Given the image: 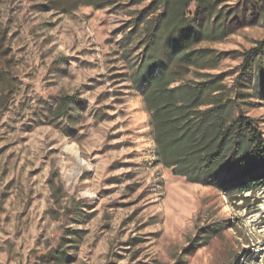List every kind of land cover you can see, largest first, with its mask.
I'll return each instance as SVG.
<instances>
[{"label": "rangeland", "instance_id": "rangeland-1", "mask_svg": "<svg viewBox=\"0 0 264 264\" xmlns=\"http://www.w3.org/2000/svg\"><path fill=\"white\" fill-rule=\"evenodd\" d=\"M116 1L0 0V264H264V188L238 200L159 163L151 113L131 82L141 38H127L151 0ZM212 1L229 11L248 0ZM233 26L200 46H256L264 12ZM258 63L264 53L251 87ZM241 64L226 57L208 71L235 84ZM249 100L264 132V93ZM57 249L67 253L59 263Z\"/></svg>", "mask_w": 264, "mask_h": 264}, {"label": "trees", "instance_id": "trees-1", "mask_svg": "<svg viewBox=\"0 0 264 264\" xmlns=\"http://www.w3.org/2000/svg\"><path fill=\"white\" fill-rule=\"evenodd\" d=\"M194 1L198 6L192 16L188 10ZM116 2L84 0L96 7ZM159 8L157 14L151 11ZM262 12L264 0H248L243 8L237 4L229 11L212 0H151L127 36L130 42L141 38L143 55L131 82L151 113L159 163L190 183L216 187L238 200L264 188V132L245 108L250 97L264 93V67L258 63L252 87L249 76L264 53V39L245 51L221 53L200 43L222 40L236 31L234 20L241 18V25H250ZM226 57L242 58V73L235 84L228 82L227 72L208 71ZM191 71L198 78H189ZM74 101L67 97L59 110L64 113ZM216 231H207L203 239ZM66 254L57 249L54 260H65Z\"/></svg>", "mask_w": 264, "mask_h": 264}, {"label": "bare ground", "instance_id": "bare-ground-1", "mask_svg": "<svg viewBox=\"0 0 264 264\" xmlns=\"http://www.w3.org/2000/svg\"><path fill=\"white\" fill-rule=\"evenodd\" d=\"M67 151H68L69 153H71V154L77 156V158H78V152H77V149H76V147H75L74 145H69V146H67ZM78 160H79V159H78ZM79 163H80L81 165L85 164V162H82V161H79Z\"/></svg>", "mask_w": 264, "mask_h": 264}]
</instances>
